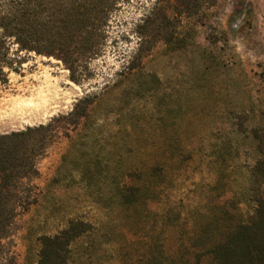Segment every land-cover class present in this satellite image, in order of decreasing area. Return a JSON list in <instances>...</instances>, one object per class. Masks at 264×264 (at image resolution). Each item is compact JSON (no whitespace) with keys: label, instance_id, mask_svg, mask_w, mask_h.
<instances>
[{"label":"rangeland","instance_id":"374dc122","mask_svg":"<svg viewBox=\"0 0 264 264\" xmlns=\"http://www.w3.org/2000/svg\"><path fill=\"white\" fill-rule=\"evenodd\" d=\"M107 37L69 77L28 54L0 84V134L65 116L93 96L36 164L35 201L4 240L13 264H37L40 237L69 220L85 231L68 264H212L205 250L254 209L264 128V0H216L140 41L136 24L171 0H120Z\"/></svg>","mask_w":264,"mask_h":264},{"label":"trees","instance_id":"16d2710c","mask_svg":"<svg viewBox=\"0 0 264 264\" xmlns=\"http://www.w3.org/2000/svg\"><path fill=\"white\" fill-rule=\"evenodd\" d=\"M215 1L171 0L172 14L151 10L136 24L137 36L144 41L162 34L169 41L172 19L194 15ZM120 4V0H0V84H7L9 73L18 72L30 53L61 60L76 81L77 62L101 51L111 13ZM92 98L78 99L65 116L47 124L0 134V264H13L4 240L18 212L35 201L36 164L57 135L56 120L75 124L86 115ZM255 137L260 157L252 171L254 209L245 219L228 223L222 237L211 241L205 251L212 264H264V128ZM85 229L84 222L69 220L59 233L41 236L37 264H68L69 242Z\"/></svg>","mask_w":264,"mask_h":264}]
</instances>
